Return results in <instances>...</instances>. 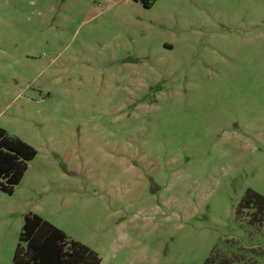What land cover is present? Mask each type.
Listing matches in <instances>:
<instances>
[{
	"label": "rangeland",
	"instance_id": "rangeland-1",
	"mask_svg": "<svg viewBox=\"0 0 264 264\" xmlns=\"http://www.w3.org/2000/svg\"><path fill=\"white\" fill-rule=\"evenodd\" d=\"M0 126L38 151L0 264L29 212L101 264H264V0H0Z\"/></svg>",
	"mask_w": 264,
	"mask_h": 264
},
{
	"label": "trees",
	"instance_id": "trees-1",
	"mask_svg": "<svg viewBox=\"0 0 264 264\" xmlns=\"http://www.w3.org/2000/svg\"><path fill=\"white\" fill-rule=\"evenodd\" d=\"M156 0H144L151 6ZM37 149L0 126V190L13 195L22 182ZM247 212L249 225L264 229V195L249 188L238 205V214ZM44 225L47 228L42 232ZM74 252L90 257V264H101L100 254L90 246L73 239L64 230L33 212L25 214L24 225L13 255L15 264H71ZM254 255V252H251ZM204 264H257L252 257L225 256L213 249Z\"/></svg>",
	"mask_w": 264,
	"mask_h": 264
},
{
	"label": "snow or ice",
	"instance_id": "snow-or-ice-1",
	"mask_svg": "<svg viewBox=\"0 0 264 264\" xmlns=\"http://www.w3.org/2000/svg\"><path fill=\"white\" fill-rule=\"evenodd\" d=\"M47 228V225H44L41 231ZM71 264H90V257L85 255L83 252H74L71 256Z\"/></svg>",
	"mask_w": 264,
	"mask_h": 264
}]
</instances>
